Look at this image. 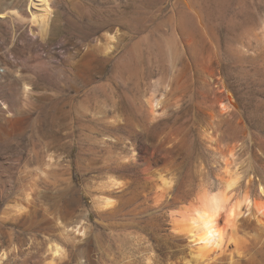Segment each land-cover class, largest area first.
<instances>
[{
	"label": "rangeland",
	"instance_id": "obj_1",
	"mask_svg": "<svg viewBox=\"0 0 264 264\" xmlns=\"http://www.w3.org/2000/svg\"><path fill=\"white\" fill-rule=\"evenodd\" d=\"M53 7L0 0V264H264L253 209L211 260L175 224L221 150L264 183V0Z\"/></svg>",
	"mask_w": 264,
	"mask_h": 264
},
{
	"label": "bare ground",
	"instance_id": "obj_2",
	"mask_svg": "<svg viewBox=\"0 0 264 264\" xmlns=\"http://www.w3.org/2000/svg\"><path fill=\"white\" fill-rule=\"evenodd\" d=\"M30 1L39 6L37 10L39 12L37 16L38 25H40L43 33L47 34L53 17V4L57 0ZM24 88L26 93L31 89L29 86ZM144 102L146 103V101ZM146 104H148L152 114H154L159 101L154 96L150 97ZM234 155V149L221 150L220 157L221 161H223V167H221L222 171L216 175V183L205 182L206 185L202 184L203 187L197 195L196 202L192 204L188 212L182 214V219L177 220L175 218L176 227L185 233L192 243L201 244L196 252L198 257L211 260V247L221 248L226 251L230 246L229 242L233 235L240 228V219L252 209L258 215V221L264 223V183L262 181H253L255 184L253 186V182L250 180L246 185L240 186L241 174L234 171L232 167L234 165ZM170 184L171 182L165 184V187H167L166 191H168ZM255 190L259 192L258 196H254L253 192ZM213 195L218 197L221 206L224 208V211L218 217L205 215L209 210L207 207L208 198ZM104 203L106 206L110 204L107 201ZM52 253L55 258L61 257L63 254L59 246L53 247Z\"/></svg>",
	"mask_w": 264,
	"mask_h": 264
},
{
	"label": "clouds",
	"instance_id": "obj_3",
	"mask_svg": "<svg viewBox=\"0 0 264 264\" xmlns=\"http://www.w3.org/2000/svg\"><path fill=\"white\" fill-rule=\"evenodd\" d=\"M161 179L165 184L168 183V181L165 180L163 176H161ZM208 199H209V203L207 207L209 210L205 213V215L209 217L212 216L218 217L224 211V208L221 206V202L219 201L218 197L215 195L210 196Z\"/></svg>",
	"mask_w": 264,
	"mask_h": 264
},
{
	"label": "water",
	"instance_id": "obj_4",
	"mask_svg": "<svg viewBox=\"0 0 264 264\" xmlns=\"http://www.w3.org/2000/svg\"><path fill=\"white\" fill-rule=\"evenodd\" d=\"M171 201H170V198L169 197H166V199H165V201L162 203V207L163 208H165V207H167V205L170 203Z\"/></svg>",
	"mask_w": 264,
	"mask_h": 264
},
{
	"label": "built area",
	"instance_id": "obj_5",
	"mask_svg": "<svg viewBox=\"0 0 264 264\" xmlns=\"http://www.w3.org/2000/svg\"><path fill=\"white\" fill-rule=\"evenodd\" d=\"M3 65L0 64V85L2 84V70H3Z\"/></svg>",
	"mask_w": 264,
	"mask_h": 264
},
{
	"label": "crops",
	"instance_id": "obj_6",
	"mask_svg": "<svg viewBox=\"0 0 264 264\" xmlns=\"http://www.w3.org/2000/svg\"><path fill=\"white\" fill-rule=\"evenodd\" d=\"M9 101H10V103H12V100L11 99H9Z\"/></svg>",
	"mask_w": 264,
	"mask_h": 264
}]
</instances>
